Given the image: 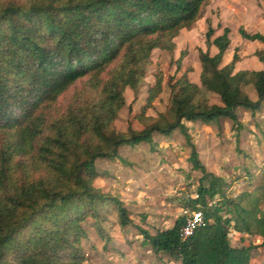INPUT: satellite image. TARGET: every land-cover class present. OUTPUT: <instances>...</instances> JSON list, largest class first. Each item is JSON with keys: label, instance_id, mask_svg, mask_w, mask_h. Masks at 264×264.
I'll return each mask as SVG.
<instances>
[{"label": "trees", "instance_id": "1", "mask_svg": "<svg viewBox=\"0 0 264 264\" xmlns=\"http://www.w3.org/2000/svg\"><path fill=\"white\" fill-rule=\"evenodd\" d=\"M210 1L0 0V264H84L88 217L100 231L113 210L121 224L130 221L121 199L95 185V160L123 159L122 145L153 146L155 132L176 129L191 144L192 168L201 171L196 197L183 204L200 211L203 222L183 238L182 214L154 233L142 228L144 242L182 264H251V249L264 246V165L258 175L246 170L249 189L228 195L232 182L206 168L184 120L225 116L240 129L237 108L254 113L264 100V47L255 51L261 68L236 71L237 53L223 63L231 28L211 39L209 24L206 43L218 51L199 50L201 85L190 68L170 75L165 111L148 115L165 82L158 70L136 115L143 127L115 125L125 91L136 98L145 83L152 51L173 53L175 37L203 17ZM237 31L264 42L263 33L242 24ZM242 84L253 85L256 99ZM203 88L221 103H211ZM233 229L259 241L232 245Z\"/></svg>", "mask_w": 264, "mask_h": 264}, {"label": "rangeland", "instance_id": "2", "mask_svg": "<svg viewBox=\"0 0 264 264\" xmlns=\"http://www.w3.org/2000/svg\"><path fill=\"white\" fill-rule=\"evenodd\" d=\"M209 24L214 29L211 39L220 35L225 26L231 28V42L224 53L223 63H228L237 53L236 71L260 67L255 51L264 47V42L243 38L237 29L242 24L251 33L264 34V0H211L203 17L175 37L173 53L159 48L152 51V63L147 67L148 74L137 97L134 98L132 90L125 91L126 102L115 121L118 130L126 131L129 126L143 127L136 115L146 103L148 83L154 81L158 70L165 71V82L154 106L147 111L148 115L157 116L165 111L170 94V75H180L190 68V79L201 85L199 50L209 48L211 54L218 51L215 45L206 43ZM242 88L256 99L252 84H242ZM203 95L211 103H221L213 91L203 88ZM237 112L242 125L240 129L233 128L232 121L225 116L208 122L184 120L190 140L206 168L232 182L227 188L230 196L251 187V182L244 179L246 170L258 175L264 165L261 132L264 128V100L254 113L243 106H239ZM153 139V146L147 142L122 145L119 153L123 159L95 160V185L121 199L130 221L121 224L117 211L113 210L100 231L93 225V218L88 217L83 222L87 232L82 239L87 256L84 264H182L168 253L155 252L144 242L141 229L154 233L157 229L171 227L187 209L184 201L196 197L201 171L192 168L189 158L191 144L179 129L166 136L155 132ZM257 239L247 233H236L234 229L230 233V241L236 246L248 245L252 240L259 241ZM251 264H264V246L251 249Z\"/></svg>", "mask_w": 264, "mask_h": 264}, {"label": "built area", "instance_id": "3", "mask_svg": "<svg viewBox=\"0 0 264 264\" xmlns=\"http://www.w3.org/2000/svg\"><path fill=\"white\" fill-rule=\"evenodd\" d=\"M185 222L181 227V236L183 238L193 234L195 228L203 222V215L200 211L185 209Z\"/></svg>", "mask_w": 264, "mask_h": 264}, {"label": "crops", "instance_id": "4", "mask_svg": "<svg viewBox=\"0 0 264 264\" xmlns=\"http://www.w3.org/2000/svg\"><path fill=\"white\" fill-rule=\"evenodd\" d=\"M234 27V26H233ZM242 37V36H241ZM261 62V61H260ZM263 66V64H262V62H261V65H260V67H258V68H261ZM257 69V68H256Z\"/></svg>", "mask_w": 264, "mask_h": 264}]
</instances>
